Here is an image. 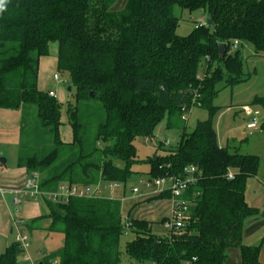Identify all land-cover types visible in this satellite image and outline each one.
<instances>
[{"label":"trees","instance_id":"obj_1","mask_svg":"<svg viewBox=\"0 0 264 264\" xmlns=\"http://www.w3.org/2000/svg\"><path fill=\"white\" fill-rule=\"evenodd\" d=\"M117 2L7 0L0 13V110L21 112L16 166L37 173L45 191L62 183L115 182L126 188L137 174L133 167L142 163L135 139L152 143L162 122L170 130L183 110L204 108L207 119L190 133L183 129L172 151L144 161L149 167L144 175L151 178L197 167V182L185 194L189 218L180 236L156 235L150 222L124 218L115 199L42 202L48 214L24 227L30 231L48 219V230L63 237L44 264L54 258L59 264H123L126 223L132 238L124 253L138 264H226L230 249L239 251L240 264H261L259 247L242 243L245 221L256 212L245 200V183L256 176L259 159L218 145L214 119L220 108L213 102L220 83L246 80L239 50H230L234 40L264 56V0H126L115 11ZM175 9L199 11L205 23L177 36ZM52 44L56 69L68 75L74 89V104L67 109L70 143L60 139L59 102L37 89L39 59L49 56ZM256 104L264 107V98ZM21 254L13 242L0 254V264H16Z\"/></svg>","mask_w":264,"mask_h":264},{"label":"rangeland","instance_id":"obj_2","mask_svg":"<svg viewBox=\"0 0 264 264\" xmlns=\"http://www.w3.org/2000/svg\"><path fill=\"white\" fill-rule=\"evenodd\" d=\"M119 4H125L126 0H118ZM115 7L114 10H118L119 7ZM174 14L179 19V23L176 29V35L180 37L188 36L197 24V20L201 17L205 18V15L201 12L189 13L187 11H181L175 9ZM53 46V45H52ZM52 46H50L49 57L53 55ZM56 51V44L54 45ZM240 59L242 61V75L245 81L224 86V82L218 85L219 94L214 100V106L220 108L218 114L214 119V130L217 136V142L220 147L227 149L230 153H239L241 155H252L259 159V165L256 176L250 177L245 183V200L249 207L256 210L255 214L250 216L245 221V227L255 226L256 230H253L243 240V245L259 247L261 251L260 259L264 261V107L256 104L257 99L264 98V56H255L254 50L251 44L241 42L239 48ZM56 55V52L55 54ZM211 72V71H210ZM57 73L61 82L56 83L53 81V74ZM204 71H199V77L201 78ZM206 73L205 75H209ZM52 89L56 92L57 101L61 106V127H60V139L65 143L72 142L71 128L68 123L67 109L68 106L73 105L75 101L74 89L70 85L68 75L66 73L58 72L55 69L52 70L51 75ZM65 82V83H64ZM68 88L71 91H68ZM249 107L251 110L258 112L256 116L255 128L248 129V119L243 116L242 108ZM187 121H177L176 127L162 132L159 136L161 141H157L156 150L151 144V141L144 138H137L134 141V146L137 152V159L141 161L139 165L133 167V171L137 172L126 183L127 191L138 187L139 180L146 177L148 172V165L144 163L148 158H152L155 155L165 156L178 144L182 130L186 133L192 132L196 125L207 119V110L204 108L195 107L191 110L190 114L186 115ZM251 119V118H250ZM165 121L160 126H163ZM154 133V137H157V130ZM156 135V136H155ZM168 139L170 143L164 145L163 142ZM163 141V142H162ZM16 153H18L16 151ZM161 195V194H160ZM130 193L128 192L125 197L120 195V192H115L113 196L110 195L108 190L104 191L102 198L105 199H117L118 201L129 200ZM255 204V206H253ZM45 211H48L46 206ZM168 208V205H164V211ZM151 210V208H149ZM142 213V212H141ZM142 213V216L137 219L143 220L146 215ZM142 217V218H141ZM169 221V220H168ZM262 223V224H261ZM250 224V225H249ZM50 220H41V222L33 225L32 230L28 231L29 238L31 240V249L29 253H35L36 250L40 252L44 250H50L58 248L62 245V234L59 231H49L48 226ZM154 233L159 235L163 234L161 225H155ZM40 227V230L37 228ZM180 236V235H178ZM131 234H122L120 239V250L122 253L123 264H138L128 259L124 253L125 245L131 240ZM15 242V230L12 229V235L6 240L0 239V249L2 246H8ZM21 258V257H20ZM18 259L17 264H22L21 259ZM264 263V262H262ZM142 264H150L148 262Z\"/></svg>","mask_w":264,"mask_h":264},{"label":"crops","instance_id":"obj_3","mask_svg":"<svg viewBox=\"0 0 264 264\" xmlns=\"http://www.w3.org/2000/svg\"><path fill=\"white\" fill-rule=\"evenodd\" d=\"M118 4L119 1L114 5L113 9H115V7H117ZM119 6H121V8L119 7L118 10L123 8L122 3L121 5L119 4ZM52 45L51 46L53 48L52 49L53 55L51 57L47 56V57H41L39 59L37 89L40 92H44V93H48L52 91L57 96L56 92L53 91L52 89V82H51L52 70L53 69H55V71L57 70L56 69L57 47L55 51L54 50L55 44ZM55 52L56 55H54ZM55 99L57 100V98ZM244 118L248 119L249 123L251 122V119L246 118L245 116ZM20 128H21L20 111L0 110V189L4 191V195L0 194V239L1 240H6L9 238V236L12 235L13 217L14 218L18 217L24 223H27L31 220L37 219L39 217L48 214V211H45L46 209L44 207L46 205L42 202L23 201L21 202L20 205L14 206L13 204L14 196L12 194H9V191H13L21 188L25 179L28 176V173L24 169H19L16 166V160L18 154L16 153V151L18 152ZM157 131H158L157 137H154L151 143L154 146L155 150L157 144L156 139L158 141H161L158 135H161L162 132L165 133L166 131H168V129L164 124L163 126H160ZM127 190L128 189L125 188L124 191L123 190L115 191V192L119 191L122 197H125L128 192L130 193L131 196L129 200L123 199L125 200V202L122 200L120 201L121 213L123 214V216L129 215L130 217L137 219L138 217L142 216V213L145 212L144 215H146V217H144L143 220L151 223L152 232L154 233V229L157 228L155 225L159 224L163 229L162 235H167L168 229L166 227V223L170 218L169 207L166 209L165 212H163L165 210L164 205H168L167 200L157 199L159 194L157 192H154L153 190H151V192L149 193L141 191L137 195H133L131 191H127ZM253 206H255V204H253ZM149 208H151V210H149ZM258 225H260V223L256 224L255 226L250 225L249 227H246L243 234V240L248 235H250L253 230H256V227ZM37 229L40 230V227ZM154 234L159 235L157 233ZM8 246H6V244L5 246H2V248L0 249V254H2ZM58 248H54L53 250L52 249L44 250L42 252H40V250H36L35 253H29V255L35 259L41 260L43 257L57 250ZM260 256H261V251L259 254V262L261 261ZM262 262L260 263L264 264ZM22 264H26V263L22 262ZM226 264H240V255L237 249H230L228 251V259Z\"/></svg>","mask_w":264,"mask_h":264},{"label":"built area","instance_id":"obj_4","mask_svg":"<svg viewBox=\"0 0 264 264\" xmlns=\"http://www.w3.org/2000/svg\"><path fill=\"white\" fill-rule=\"evenodd\" d=\"M204 23L205 19L203 17L197 20L198 25H203ZM240 44L239 40H234L230 44V50H239ZM53 81L56 83L61 82L57 73L53 74ZM48 96L54 99L56 98L55 93L52 91L48 92ZM193 108L195 107H192L189 110H183L181 121H187L186 115L188 113L190 114ZM242 111L246 118H251V122L247 124V128H255L258 112L251 110L249 107L242 108ZM169 143L170 141L168 139L163 142L164 145H168ZM197 172V167L189 165L186 166L178 176L160 178L146 176L139 180V188L135 187L130 191L133 195H137L141 191L149 193L151 190L157 192L159 195L168 194L169 198L167 199V203L170 210V218L166 223V227L168 229V234L178 235L181 230H183L189 218V202L185 199V194L189 187L197 182ZM227 179H233V174L231 172L227 174ZM124 189L125 187L122 184L115 182L109 184L98 183L91 186L62 183L54 191H45L40 188V176L37 173H31L27 176L21 188L9 191V194L14 196V206L20 205L23 201L67 204L71 199H100L106 190H108L110 195L113 196L116 190ZM0 194L4 195L2 189H0ZM110 200H113V198ZM12 222L15 230V243L19 245L22 251V254L19 256V258L21 257V261L26 264H44V257L40 260L29 255L31 241L28 232L24 227V222L18 217H13ZM129 228V225L126 223L123 228V233L129 234ZM47 264H59V260L57 258L50 259Z\"/></svg>","mask_w":264,"mask_h":264},{"label":"water","instance_id":"obj_5","mask_svg":"<svg viewBox=\"0 0 264 264\" xmlns=\"http://www.w3.org/2000/svg\"><path fill=\"white\" fill-rule=\"evenodd\" d=\"M208 24H210V23L208 22ZM218 51H219V56H220V57L223 56L224 53H225V46H224L223 44H220V45L218 46ZM68 91H71V89L68 88ZM89 97H90L91 99H93V98H94V95H93L92 93H89Z\"/></svg>","mask_w":264,"mask_h":264},{"label":"clouds","instance_id":"obj_6","mask_svg":"<svg viewBox=\"0 0 264 264\" xmlns=\"http://www.w3.org/2000/svg\"><path fill=\"white\" fill-rule=\"evenodd\" d=\"M6 3H7V0H0V13L6 10Z\"/></svg>","mask_w":264,"mask_h":264}]
</instances>
